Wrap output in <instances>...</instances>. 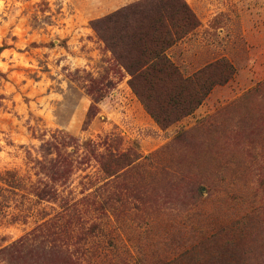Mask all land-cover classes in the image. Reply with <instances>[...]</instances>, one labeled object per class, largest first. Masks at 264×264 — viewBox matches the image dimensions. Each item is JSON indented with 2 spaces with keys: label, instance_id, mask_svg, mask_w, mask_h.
Here are the masks:
<instances>
[{
  "label": "rangeland",
  "instance_id": "374dc122",
  "mask_svg": "<svg viewBox=\"0 0 264 264\" xmlns=\"http://www.w3.org/2000/svg\"><path fill=\"white\" fill-rule=\"evenodd\" d=\"M143 1L0 0V264H62L36 228L67 204L98 227L78 264H264V0H185L200 25L167 56L234 75L167 128L91 26ZM49 160L72 166L56 203L32 194Z\"/></svg>",
  "mask_w": 264,
  "mask_h": 264
},
{
  "label": "trees",
  "instance_id": "16d2710c",
  "mask_svg": "<svg viewBox=\"0 0 264 264\" xmlns=\"http://www.w3.org/2000/svg\"><path fill=\"white\" fill-rule=\"evenodd\" d=\"M199 25L185 0H144L91 22L115 60L130 76L128 82L132 91L162 128L191 115L215 86L226 84L234 75L233 67L223 60L191 77H184L171 62L167 51ZM158 88L165 89L164 93H157ZM105 158L103 166L107 164V177L116 175L120 166L130 164L127 152H112ZM47 163L44 175L48 181L41 180L33 185L32 194L39 202L56 203L59 195L55 183L66 178L72 166L70 163L59 165L54 160ZM61 208L64 210L44 221L36 231L54 243V249L59 247L57 253L64 257L62 264H78L73 255L82 249L81 244L98 227L92 225L87 233L69 228L74 222L77 224L76 212L68 204ZM23 245L25 242L18 246V252Z\"/></svg>",
  "mask_w": 264,
  "mask_h": 264
},
{
  "label": "crops",
  "instance_id": "0c3cea01",
  "mask_svg": "<svg viewBox=\"0 0 264 264\" xmlns=\"http://www.w3.org/2000/svg\"><path fill=\"white\" fill-rule=\"evenodd\" d=\"M191 5V4H190ZM192 6V5H191ZM193 7V6H192Z\"/></svg>",
  "mask_w": 264,
  "mask_h": 264
}]
</instances>
